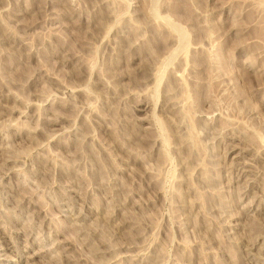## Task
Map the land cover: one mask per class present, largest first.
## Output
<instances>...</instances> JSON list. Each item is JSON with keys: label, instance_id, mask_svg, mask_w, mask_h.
<instances>
[{"label": "rangeland", "instance_id": "obj_1", "mask_svg": "<svg viewBox=\"0 0 264 264\" xmlns=\"http://www.w3.org/2000/svg\"><path fill=\"white\" fill-rule=\"evenodd\" d=\"M0 264H264V0H0Z\"/></svg>", "mask_w": 264, "mask_h": 264}]
</instances>
